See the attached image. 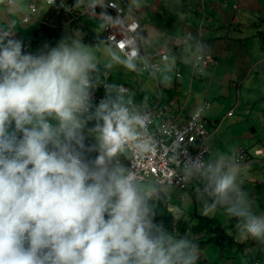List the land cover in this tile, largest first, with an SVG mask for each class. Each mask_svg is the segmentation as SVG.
Listing matches in <instances>:
<instances>
[{
    "label": "clouds",
    "instance_id": "1",
    "mask_svg": "<svg viewBox=\"0 0 264 264\" xmlns=\"http://www.w3.org/2000/svg\"><path fill=\"white\" fill-rule=\"evenodd\" d=\"M0 4L19 8L18 0ZM141 7L129 0L125 14L106 0H75L74 8L99 18L101 30H122L121 40L109 36L111 43L94 46L75 31L26 52L13 26L0 27V264H198L189 232L177 235L156 222L166 186L146 180L141 167L160 148L155 118L129 89L107 82V70L118 64L172 84L178 56L166 48L161 63H152L144 50L151 42L134 15ZM183 42L188 54L180 58L202 73L209 45L191 33ZM101 44L109 57L103 65L95 55ZM101 85L105 96L94 103ZM182 143L172 142L168 159L180 181L198 186L201 214L222 209L235 219L241 241L264 246V214L242 187L235 155L188 157L181 165Z\"/></svg>",
    "mask_w": 264,
    "mask_h": 264
},
{
    "label": "crops",
    "instance_id": "2",
    "mask_svg": "<svg viewBox=\"0 0 264 264\" xmlns=\"http://www.w3.org/2000/svg\"><path fill=\"white\" fill-rule=\"evenodd\" d=\"M110 1L124 6L126 14L129 0H109L108 3ZM141 3L142 7L136 9L134 15L140 25V35L151 42L144 49L146 53L151 57L170 48L178 56L172 84L164 87L148 72L140 75L118 64L107 70V82L123 85L134 94L137 103L153 112L155 126L152 130L171 120L185 124L203 107L205 119L212 123L209 128L212 156L226 153L237 157L240 151L247 152L251 160L241 165L246 170H254L251 181L256 184V195H262L264 157L257 152L264 147V0H240L238 8L234 7V0H141ZM18 4L19 8L15 10L0 4V27L13 26L22 38L31 41L34 53H38L43 47L35 48L40 32L34 23L43 26L48 10L42 11L38 6L33 20L24 24L23 14L27 13L23 11L28 12L29 6L25 0H18ZM81 10L76 24L79 25V15L97 22L98 28L90 19L83 21L81 26L85 33L96 38L97 43L98 40L107 42L109 32L123 36L120 28L101 30L99 18ZM101 11L97 7V14ZM107 12L115 18L112 10L107 8ZM68 25L72 24L65 26ZM187 33L209 45L207 56L212 60L202 73H193L192 65L180 58L188 54L183 42ZM60 39L48 45L55 46ZM95 55L101 65L109 60L103 44L95 50ZM99 94L105 96V89L100 87ZM259 101L262 104H258ZM197 187L189 184L191 194L196 195ZM256 247L259 252L255 261L258 262L264 257V246ZM218 263L222 264L221 261Z\"/></svg>",
    "mask_w": 264,
    "mask_h": 264
},
{
    "label": "built area",
    "instance_id": "3",
    "mask_svg": "<svg viewBox=\"0 0 264 264\" xmlns=\"http://www.w3.org/2000/svg\"><path fill=\"white\" fill-rule=\"evenodd\" d=\"M240 0H234V7L238 8ZM109 3H115L119 5L115 1H110ZM119 7L124 11V6L119 5ZM112 12L114 13L115 17L119 15V13L116 11V9L108 7ZM38 12V5L37 3H31L29 5V11L27 14H23V23L29 24L35 14ZM109 36H114L116 40H121L123 36H119L113 32H109L107 35V42L111 43V41H108ZM15 38L21 39L24 42L25 48L24 51L34 53L33 46L31 41L22 38L18 33H16ZM141 55H143L142 49ZM164 54V52L160 51L155 53L153 56H151L152 63L159 65L161 63V57ZM210 56H206L205 59L202 61L201 67L205 68L208 63L211 61ZM148 71L145 72H139L140 75L146 74ZM193 73H198L194 72ZM180 76V75H178ZM104 87L101 85L99 86L93 95L94 103H98L101 99L104 98V96L99 94V89ZM204 109V108H203ZM199 110V109H198ZM197 110V111H198ZM197 111L190 117L187 123L185 124H178L175 120H171L170 122L154 128V132L157 134V139L160 142V148L158 152L154 155L148 158L143 162L141 165L142 167V174L145 176L146 180H158L162 185H165L166 187H175V188H181V189H187L189 184H185L182 181H180V177L176 176L174 169L175 165L170 163L168 157L171 155L169 152V146L172 144L173 141H183L180 149V160L181 165H183L184 161L188 157L195 158L197 156H201L203 159H207V157H212V151L211 146L209 143L210 140V131L209 128L212 125L211 122L205 119L204 117V111L197 119L196 113ZM152 112V111H150ZM153 114V112H152ZM231 116L232 113H229ZM154 118L155 115L153 114ZM155 126V119L154 123L151 126L152 129ZM206 148V151H205ZM259 155L264 157V147H262L258 152ZM236 160L239 162V164H243L244 162H248L251 160L250 155L245 151H240L239 154L236 157ZM125 165L130 166V162L125 160L123 161ZM134 163V162H133ZM213 264H220L218 262H215ZM256 264H261L259 261Z\"/></svg>",
    "mask_w": 264,
    "mask_h": 264
},
{
    "label": "trees",
    "instance_id": "4",
    "mask_svg": "<svg viewBox=\"0 0 264 264\" xmlns=\"http://www.w3.org/2000/svg\"><path fill=\"white\" fill-rule=\"evenodd\" d=\"M61 2L65 7L60 6ZM74 3L75 0H56L55 5L51 4L45 15L43 27L47 32H53L66 24H72L74 26L73 32H82V41L93 46L97 43L96 38L85 33L83 28L76 24L79 11L78 8H74ZM262 99L264 100V96ZM93 155L95 154L93 153ZM161 197L162 199L158 202L156 208V222L162 223L169 232L173 231L177 235L189 232L191 238L199 246V260L206 255H203L201 251L207 253L215 251L221 261L223 259H234V255H237V253H244L247 249L260 246L251 239L247 241L238 240L229 228L221 224L217 218L205 217L197 213L193 214L190 220L177 218L170 207L168 195L162 192ZM193 220L196 222L192 223Z\"/></svg>",
    "mask_w": 264,
    "mask_h": 264
},
{
    "label": "rangeland",
    "instance_id": "5",
    "mask_svg": "<svg viewBox=\"0 0 264 264\" xmlns=\"http://www.w3.org/2000/svg\"><path fill=\"white\" fill-rule=\"evenodd\" d=\"M27 7L30 5V2L35 1L38 6L41 7L42 11L49 10L50 5L47 4L48 0H25ZM109 0H106L108 2ZM26 8V7H25ZM27 10V9H26ZM82 11L81 8H78V11ZM29 11V8H28ZM25 13H28L27 11H23ZM79 12V13H80ZM42 13V12H41ZM78 20V24L80 26H83V21L85 22L86 19H90L92 21L91 23L93 26H99L97 22H94L92 18H87V16H81ZM38 18V17H37ZM39 29L40 32V39L38 40V37L35 41V48L40 49L44 46V44H50L55 43L54 41H57L59 38L64 37L65 35L73 34V26L68 25L62 28H59L58 30L47 32L41 23H34ZM30 38H33L30 37ZM110 83V82H109ZM115 83V82H113ZM117 84V83H116ZM158 87L156 86V91ZM258 104H262V101L258 102ZM236 158V157H235ZM262 170V169H261ZM254 176V170H246L243 165H241V181H242V187L248 192L250 200L253 202L255 206V210L257 211V214H264V192L262 195H256V184L253 183L251 180ZM261 191V190H260ZM259 191V192H260ZM166 195L169 197V204L170 207L175 214L177 218H183L184 220H190L192 215L197 213L201 214V203L197 200L196 195L191 194L189 188L187 189H181V188H175V187H165L163 191ZM258 192V193H259ZM256 195V196H255ZM180 208L182 209V214H177L176 209ZM261 211V212H260ZM211 217L217 218L221 224L228 227L230 232L233 233V235L238 239L239 236L237 234V231L234 227L236 221L233 218H229L222 209H218ZM196 221L193 220L192 223H195ZM248 251H245L244 253H237V255H234V259H223L221 260L222 264H227V261H231L229 264H256L257 261H255V258L258 256L259 249L258 247H254L252 249H247ZM249 252V253H248ZM203 255H205L204 258L198 261V264H208L210 262H216L220 261L218 254L214 252H206L201 251ZM254 259H253V258ZM261 264H264V257H260Z\"/></svg>",
    "mask_w": 264,
    "mask_h": 264
}]
</instances>
